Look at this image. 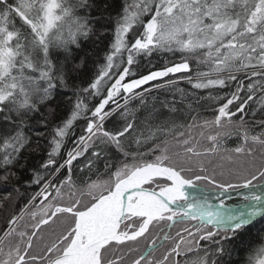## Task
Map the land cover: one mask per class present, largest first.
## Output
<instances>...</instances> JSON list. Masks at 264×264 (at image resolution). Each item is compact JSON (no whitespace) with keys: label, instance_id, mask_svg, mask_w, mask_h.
Wrapping results in <instances>:
<instances>
[{"label":"snow or ice","instance_id":"1","mask_svg":"<svg viewBox=\"0 0 264 264\" xmlns=\"http://www.w3.org/2000/svg\"><path fill=\"white\" fill-rule=\"evenodd\" d=\"M9 206L0 264H264V0H0Z\"/></svg>","mask_w":264,"mask_h":264},{"label":"trees","instance_id":"2","mask_svg":"<svg viewBox=\"0 0 264 264\" xmlns=\"http://www.w3.org/2000/svg\"><path fill=\"white\" fill-rule=\"evenodd\" d=\"M104 47V44L97 41L95 44H88L86 47H85V50L84 52L80 53V56L81 57H84L85 55H87V62L85 64V66L81 69V72H80V76L82 79H87V77L91 74L92 70H93V60L97 59V55L96 53L99 52L102 48ZM100 55H102V52H100ZM157 59L158 58H153V63H156L157 62ZM166 59V57H165ZM77 63H79V61H77ZM181 87H184L186 88L188 91H193L190 86H188L187 84H184L182 83L180 85ZM153 95H156L159 97V100L160 101H163L165 99H168V100H171L172 99V96L171 94L169 93H157V92H154ZM198 95H203V96H207V91H204V92H201V93H198ZM61 98L60 97H57V100H60ZM200 103L203 105V107H197V112H200L202 116H206V117H211L212 115V107L210 105V103H207L205 102L204 100L200 101ZM60 115H63V107L61 108L60 110ZM80 131V125H77L76 126V132L79 133ZM235 138L233 139H230L227 141V146L228 147H232L235 145ZM38 159V158H37ZM31 191V190H29ZM23 193H24V189L22 188L21 189V197L18 198V201H17V206L19 204H22L23 203ZM240 196H236L235 198H230V199H227L225 200L226 202L228 203H234L237 202V201H240ZM12 211V206H9L8 209H4V210H0V226H2L5 222V218L6 216L8 215V213ZM257 227H259V225H257Z\"/></svg>","mask_w":264,"mask_h":264},{"label":"water","instance_id":"3","mask_svg":"<svg viewBox=\"0 0 264 264\" xmlns=\"http://www.w3.org/2000/svg\"><path fill=\"white\" fill-rule=\"evenodd\" d=\"M187 191L189 192V194L191 195L193 193V191L195 192V194H197L196 192H201L200 189H194V188H189L187 189ZM247 190H236V191H230L229 193H226L223 197H221L220 199L222 200H226V199H230V198H235V196H240L242 192H245ZM257 191H260V189H257ZM198 193V194H199ZM211 202L216 205L217 207H219V200L215 199V194H212L211 197ZM225 205L226 207L225 208H222L220 210H224V209H229L232 207V206H228L225 202Z\"/></svg>","mask_w":264,"mask_h":264},{"label":"rangeland","instance_id":"4","mask_svg":"<svg viewBox=\"0 0 264 264\" xmlns=\"http://www.w3.org/2000/svg\"><path fill=\"white\" fill-rule=\"evenodd\" d=\"M225 202H226V201H225ZM239 202H240V201H237V202H235V204H234V203H231V204H230V203L226 202V204H227L228 206H234V205L239 204ZM222 211H223V210H222Z\"/></svg>","mask_w":264,"mask_h":264},{"label":"bare ground","instance_id":"5","mask_svg":"<svg viewBox=\"0 0 264 264\" xmlns=\"http://www.w3.org/2000/svg\"><path fill=\"white\" fill-rule=\"evenodd\" d=\"M195 192L193 191V193L192 194H194ZM197 194L199 193V192H196ZM236 197V196H235ZM241 203V201L239 202V204ZM229 209H224L223 211H225V212H227Z\"/></svg>","mask_w":264,"mask_h":264},{"label":"flooded vegetation","instance_id":"6","mask_svg":"<svg viewBox=\"0 0 264 264\" xmlns=\"http://www.w3.org/2000/svg\"><path fill=\"white\" fill-rule=\"evenodd\" d=\"M241 201V200H240Z\"/></svg>","mask_w":264,"mask_h":264}]
</instances>
